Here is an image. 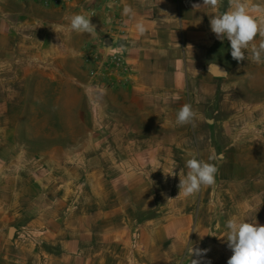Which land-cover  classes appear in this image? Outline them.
<instances>
[{
	"label": "crops",
	"instance_id": "1",
	"mask_svg": "<svg viewBox=\"0 0 264 264\" xmlns=\"http://www.w3.org/2000/svg\"><path fill=\"white\" fill-rule=\"evenodd\" d=\"M44 2L0 0V42L16 38L24 26L45 23L47 74L61 88L69 83L67 66L71 57L80 55V68L88 51L98 46L107 49L120 45L127 71L109 76V84L97 97L100 114L94 134L99 141L83 146L103 153L85 161L95 168L87 182L96 201L88 204L83 202L86 195H81L77 197L81 202L69 204L67 199L74 196L66 191L65 182L61 184L62 193L51 195L56 200L50 196L47 205V183L41 182L42 189L35 191L37 181L30 176L23 182L19 174L0 172V264H172L183 243L179 233L189 231V224L174 222L172 217L162 223L154 219L142 223L131 217L130 210L144 206L141 201L145 197L140 195L138 184L144 182L148 170L172 166L169 152L185 150L181 136L195 139L197 135V116L195 126H178L176 114L185 103L196 111L193 79L202 77L207 66L204 58L203 64L196 65L190 56L205 55L211 49L216 35L211 31L210 18L229 10V0H223L218 9H193L192 5L202 4V0H47V6ZM243 2L250 15L264 20V0ZM125 6H130L135 15H124ZM74 13L91 17L95 37L70 30L66 17ZM138 23L143 25V33L137 30ZM107 39L111 40L108 46ZM260 39L257 36L253 43L258 45ZM31 49L28 53L36 63V57H41ZM15 53L13 45L0 43L1 66L5 63L3 56H11V61ZM93 85L89 80V89L94 90ZM4 111L0 107V113ZM0 167H5L3 161ZM110 193L111 204L99 202L108 199ZM147 199L155 207V196L148 195ZM33 206L40 211L36 213ZM135 226L141 241L140 248L133 251L131 231ZM12 228L17 233L11 239L5 231ZM28 231L40 237L26 238L23 232Z\"/></svg>",
	"mask_w": 264,
	"mask_h": 264
},
{
	"label": "rangeland",
	"instance_id": "2",
	"mask_svg": "<svg viewBox=\"0 0 264 264\" xmlns=\"http://www.w3.org/2000/svg\"><path fill=\"white\" fill-rule=\"evenodd\" d=\"M2 42L7 47L13 45L16 53L11 61H8L11 56H3V62L9 64L1 66L0 63V107L5 109L0 113V162L5 163L0 172L19 174L23 182L30 176L37 181L35 191L42 189L41 182L47 183V205L51 195L62 193L61 184L65 182L66 191L74 196L72 200L67 199L69 204L81 202L77 199L81 195L87 197L83 202L96 201L87 182L89 172L95 168L85 161L102 152L83 146L99 141L94 134L99 116H94L91 110L97 95L89 89L85 65L81 62V67H77L80 55L68 61L69 83L61 88L47 74L45 23L24 26L16 38H4ZM73 44L77 45L75 40ZM30 47L41 57H36V63L28 53ZM246 55H251V46ZM190 58L196 65L203 64L204 58L207 67L224 69L227 76L214 77L206 68L202 77L193 79L197 135L195 139L192 135L181 136L185 150L169 152L172 166L148 170L149 175L146 173L144 182L138 184L140 195L145 197L141 201L144 206L131 209L130 215L142 223L149 219L162 223L172 217L174 222L189 224V231L179 233L183 243L172 264H191V258L199 259L200 264H227L232 251L225 240L226 220L235 216L264 225V63L247 59L238 63L231 56L230 42L217 38H213L211 49L205 55ZM185 92L189 95L187 88ZM188 154L206 162L210 155L220 157L212 161L219 169L215 184L202 187L191 197L179 195L178 188L179 176L188 171L185 166L191 158ZM148 195L155 196V207L149 204ZM111 198L110 193L108 199L99 202L111 204ZM33 208L36 213L40 211L39 207ZM136 228L131 231L132 245L135 239L141 241ZM16 233L9 238H14ZM23 233L26 238L40 237L34 232ZM191 244L206 251L191 257Z\"/></svg>",
	"mask_w": 264,
	"mask_h": 264
},
{
	"label": "clouds",
	"instance_id": "3",
	"mask_svg": "<svg viewBox=\"0 0 264 264\" xmlns=\"http://www.w3.org/2000/svg\"><path fill=\"white\" fill-rule=\"evenodd\" d=\"M223 0H202L201 3L192 5L193 9L213 8L218 9ZM123 14L134 16V10L130 6H125ZM91 17L84 14L74 13L66 17L70 21L69 28L78 34H88L90 37L97 35L96 27L91 23ZM137 30L144 32L142 24L136 25ZM211 31L218 40L230 42L231 56L238 63L247 59L253 63H264V20L258 21L246 10L243 0H229V10L217 12L210 18ZM261 37L260 43H253L255 38ZM251 46V55H246V50ZM178 99V98H177ZM196 111L191 104H183L176 114V124L178 126L194 125ZM219 156L213 154L209 156L208 162L198 159L193 155L186 161V174L179 176V195L191 197L199 193L204 186L215 184L216 174L219 169L217 163ZM227 229L226 242L231 249L232 255L227 264H264V225H260L256 220L240 219L230 217L225 222ZM202 251L191 244L190 255L200 256ZM191 264H200L199 259H192Z\"/></svg>",
	"mask_w": 264,
	"mask_h": 264
},
{
	"label": "built area",
	"instance_id": "4",
	"mask_svg": "<svg viewBox=\"0 0 264 264\" xmlns=\"http://www.w3.org/2000/svg\"><path fill=\"white\" fill-rule=\"evenodd\" d=\"M57 1V0H56ZM44 5L47 6V0ZM123 34L124 31H121ZM120 45L106 47L98 46L88 51L84 56V65L87 68L88 78L94 81L93 92L97 97L103 94V89L109 84L107 82L109 76L114 74H122L127 71L126 57ZM99 101L95 100L92 103V113L94 116H99ZM133 249L140 248V242L135 239L132 245Z\"/></svg>",
	"mask_w": 264,
	"mask_h": 264
},
{
	"label": "water",
	"instance_id": "5",
	"mask_svg": "<svg viewBox=\"0 0 264 264\" xmlns=\"http://www.w3.org/2000/svg\"><path fill=\"white\" fill-rule=\"evenodd\" d=\"M107 42L108 43H106V45L108 46L111 43V40L107 39ZM207 70L214 77L225 78L227 76L226 71L218 67L208 66ZM14 232H15V229L12 228L9 232V236H13Z\"/></svg>",
	"mask_w": 264,
	"mask_h": 264
}]
</instances>
